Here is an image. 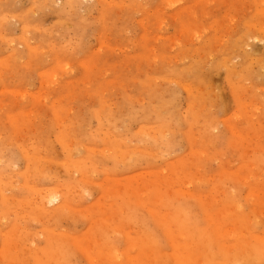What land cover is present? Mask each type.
Here are the masks:
<instances>
[{"label":"rangeland","instance_id":"obj_1","mask_svg":"<svg viewBox=\"0 0 264 264\" xmlns=\"http://www.w3.org/2000/svg\"><path fill=\"white\" fill-rule=\"evenodd\" d=\"M0 264H264V0H0Z\"/></svg>","mask_w":264,"mask_h":264},{"label":"bare ground","instance_id":"obj_2","mask_svg":"<svg viewBox=\"0 0 264 264\" xmlns=\"http://www.w3.org/2000/svg\"><path fill=\"white\" fill-rule=\"evenodd\" d=\"M263 30V29H262ZM26 114H27V112H26ZM16 119V118H15ZM71 144V143H70ZM156 183V182H155ZM132 192V191H131ZM59 198H60V196H58L57 194H50V196H49V202H57V200H59ZM47 202H48V200H47ZM49 202H48V204H49ZM60 202V201H59ZM62 207V206H61ZM179 217H181V216H179ZM224 232V231H223ZM189 235V234H188ZM222 245V244H221ZM253 250V249H252ZM194 258V257H193ZM192 258V259H193ZM198 260V259H197Z\"/></svg>","mask_w":264,"mask_h":264}]
</instances>
